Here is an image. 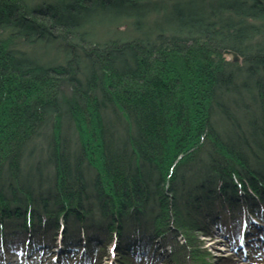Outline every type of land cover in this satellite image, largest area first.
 Returning a JSON list of instances; mask_svg holds the SVG:
<instances>
[{
	"label": "trees",
	"instance_id": "obj_1",
	"mask_svg": "<svg viewBox=\"0 0 264 264\" xmlns=\"http://www.w3.org/2000/svg\"><path fill=\"white\" fill-rule=\"evenodd\" d=\"M263 32L264 0H0V259L212 264L200 236L255 229Z\"/></svg>",
	"mask_w": 264,
	"mask_h": 264
},
{
	"label": "rangeland",
	"instance_id": "obj_2",
	"mask_svg": "<svg viewBox=\"0 0 264 264\" xmlns=\"http://www.w3.org/2000/svg\"><path fill=\"white\" fill-rule=\"evenodd\" d=\"M65 18L71 19L70 21H73L75 19L73 16L71 18ZM85 28L95 38L99 37L102 31H105L104 24L99 22L96 15H88L86 17ZM258 43L260 45L264 44V32L263 37H259ZM58 49L59 48L55 45L38 43L29 47L28 51L38 60L42 62H49L53 60L58 61L63 59L64 55ZM232 52L236 54V60H232V62H239L240 56L235 51ZM226 55L229 59H231L230 54ZM216 122L218 124V127H223L224 122L221 119L217 118ZM50 134L51 128L47 130V134H43V136L35 139V141L40 142L31 141V143H28V145L25 146V152L22 159L23 167H28V169L33 170L35 168V164L40 161V164L44 166V161H46V158L48 157V141ZM30 146H33L34 149H30ZM260 217V221L255 223L253 222L255 225V229L253 225H251V228H248V226L245 225L242 228V235L238 238H229L226 234L227 229L225 227L215 228V233H213L212 236H200V240L205 246L206 251L208 252V255L210 257V262L212 264H259V260L257 259H260L262 260L261 264H264V210L261 211ZM229 225L230 227H233L234 223H230ZM59 239L60 235L58 234V237L55 240V251L59 249L57 247ZM107 247L108 251H112L110 249V246ZM230 254H232L233 257H230ZM110 256L112 257V255ZM110 256L109 258L104 257V264H110V261L113 259ZM50 258L52 262H42L41 258H32L31 256H29V254H27L26 256L4 255L0 260V264H55V258H53V256H51Z\"/></svg>",
	"mask_w": 264,
	"mask_h": 264
},
{
	"label": "water",
	"instance_id": "obj_3",
	"mask_svg": "<svg viewBox=\"0 0 264 264\" xmlns=\"http://www.w3.org/2000/svg\"><path fill=\"white\" fill-rule=\"evenodd\" d=\"M224 53L232 55V60H236V54L234 52L230 50H225Z\"/></svg>",
	"mask_w": 264,
	"mask_h": 264
},
{
	"label": "bare ground",
	"instance_id": "obj_4",
	"mask_svg": "<svg viewBox=\"0 0 264 264\" xmlns=\"http://www.w3.org/2000/svg\"><path fill=\"white\" fill-rule=\"evenodd\" d=\"M27 145H28V144H27ZM29 148H30V149H34V147H33V146H30Z\"/></svg>",
	"mask_w": 264,
	"mask_h": 264
}]
</instances>
